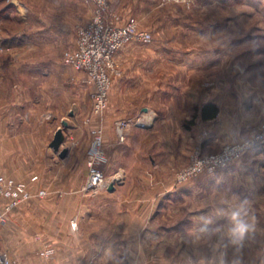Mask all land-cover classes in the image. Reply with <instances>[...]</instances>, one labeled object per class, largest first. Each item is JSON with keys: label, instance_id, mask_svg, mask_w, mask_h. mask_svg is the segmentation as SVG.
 Here are the masks:
<instances>
[{"label": "rangeland", "instance_id": "obj_1", "mask_svg": "<svg viewBox=\"0 0 264 264\" xmlns=\"http://www.w3.org/2000/svg\"><path fill=\"white\" fill-rule=\"evenodd\" d=\"M105 1L107 21L122 25L133 18L153 36L150 44L131 43L118 54V73L113 76V84L123 78L124 66H144L149 70L148 80L157 89L151 92L150 99H162L164 88V99L186 100V105L180 108L187 113L181 120L187 136H183L181 148L189 152L185 166L197 149L214 154L225 146L244 142L262 128L264 0ZM97 8L98 0H0V64L6 65L13 52L19 66H35L40 73L45 72L44 83L66 85L64 70L72 68L65 65L64 55L74 50L79 28L92 21ZM12 39L17 40L15 46ZM4 43L10 45L4 47ZM124 50L133 53L125 63L119 58ZM84 83L87 88L82 105L88 120L92 117L93 89L86 83V75ZM137 88L136 92L130 91L132 99L145 95L141 86ZM206 91L223 100V115L227 117L230 113L233 120L222 132L226 136L223 143L205 140L216 132L215 125L197 119L194 124L190 123L195 108L187 104L188 98L195 100L198 96L200 101ZM241 123L247 124L248 132H243ZM177 142V138L172 139L159 149L176 148ZM179 170L170 169L167 173L173 180ZM163 172L162 168H151V185L162 182ZM204 180H214V183L182 199L180 219L167 216L157 222V226L170 227L180 223L181 230L176 235L170 233L164 241L161 235H149L150 252H146V258L160 261L163 252L154 246L160 247V242H166L176 246L170 244L164 253L183 262L197 250L198 256L213 252V264H264V147L259 152L247 153L220 172L176 186L184 188ZM238 221L249 225L242 239L234 232ZM113 235L105 229L99 235L88 237L102 242L122 237ZM178 248L181 249L177 252ZM123 253L114 252V255L125 259Z\"/></svg>", "mask_w": 264, "mask_h": 264}, {"label": "crops", "instance_id": "obj_2", "mask_svg": "<svg viewBox=\"0 0 264 264\" xmlns=\"http://www.w3.org/2000/svg\"><path fill=\"white\" fill-rule=\"evenodd\" d=\"M12 41L15 46L17 40ZM10 57L6 65L0 64V174L27 184L33 198L13 208L6 221L0 222V249L19 264H44L36 253L44 247L55 250L52 264H213V252L198 256L196 250L184 262L176 256L171 258L164 252L173 243L166 242L154 246L163 252L160 261L146 258V252H150L149 235H161L164 241L170 233L181 230L180 223L170 227L157 226V222L167 216L180 219L182 199L214 183V180L197 181L180 188L167 173L170 169H181L188 161L189 152L181 148L183 136L187 137L181 120L187 113L180 108L186 100L164 99V88L162 99H150L151 92L157 89L147 78L148 68L124 66L123 78L111 88L103 120L99 122L93 117L87 123L82 105L87 88L83 72L65 69L66 85L44 83L45 72L40 73L35 66H19L13 52ZM132 57L133 53L124 50L119 58L125 63ZM138 86L145 95L132 99L130 91L136 92ZM197 98L189 97L187 104L201 108L212 102L219 107L215 119L205 120L216 127V132L212 129L205 140L223 143L222 132L232 120L230 113L227 117L223 115V100L215 98L212 91H206L200 101ZM166 106L173 109L166 110ZM120 120L139 121L127 130L124 142L119 140L115 129ZM197 120L203 121L200 117ZM65 121L69 126L63 129L66 139L61 149L67 148L69 152L61 158L51 143ZM100 125L104 129L106 159L97 166L111 176L110 184L115 183V190L86 192L87 162L93 144L90 131ZM241 126L244 133L249 131L247 124ZM176 138V148L159 149ZM151 168L163 169L164 177L159 176L164 178L162 182L151 185ZM41 191L45 195L39 196ZM7 204L6 199L0 198V215ZM105 229L113 236H122L121 239L102 242L88 237ZM120 251L125 259L114 255Z\"/></svg>", "mask_w": 264, "mask_h": 264}, {"label": "built area", "instance_id": "obj_3", "mask_svg": "<svg viewBox=\"0 0 264 264\" xmlns=\"http://www.w3.org/2000/svg\"><path fill=\"white\" fill-rule=\"evenodd\" d=\"M106 10L107 2L98 0L96 15L90 23L79 28L74 50L64 55L65 65L83 72L86 75V83L93 89L92 117L88 118L87 123H90L93 117L100 122L105 116L109 106L113 76L118 73L116 64L118 54L128 44H150L153 41L151 32L141 29L133 18L122 25L115 21H107L104 17ZM137 124L139 121H117L115 129L119 140L124 142L127 130ZM90 133L93 144L87 162L88 178L84 190L97 193L107 190L111 180L97 166L98 162L106 159L102 125L91 129ZM263 147L264 124L258 132L244 142L225 146L217 153L204 154L201 149H197L191 155L189 164L177 172L174 178L175 184L184 185L200 176L212 175L218 170L231 166L247 153ZM36 179V177L33 178V181ZM27 187V184L23 182L0 174V198L8 201L5 211L0 215V222L6 221L7 213H10L13 208L33 198ZM38 195L43 196L45 192L41 191ZM72 224L75 226L74 220ZM54 254L55 250L52 247H44L39 251V258L44 264H52ZM0 264H18V262L0 249Z\"/></svg>", "mask_w": 264, "mask_h": 264}, {"label": "water", "instance_id": "obj_4", "mask_svg": "<svg viewBox=\"0 0 264 264\" xmlns=\"http://www.w3.org/2000/svg\"><path fill=\"white\" fill-rule=\"evenodd\" d=\"M68 126L69 124L67 121L63 122V127L58 129L55 134L54 140L51 143V148H53L55 152H58L61 158H65L69 152V149L67 148L61 149L66 139L63 129H66ZM108 190H110V192H113L115 190L114 182L109 185Z\"/></svg>", "mask_w": 264, "mask_h": 264}, {"label": "trees", "instance_id": "obj_5", "mask_svg": "<svg viewBox=\"0 0 264 264\" xmlns=\"http://www.w3.org/2000/svg\"><path fill=\"white\" fill-rule=\"evenodd\" d=\"M9 45H10L9 43L2 44V46L4 47H7ZM218 114H219V107L215 103L209 102L207 103V105L205 104L201 108H195V112L193 114V120L190 123L194 124V121L199 117L203 121L213 120L218 116Z\"/></svg>", "mask_w": 264, "mask_h": 264}, {"label": "clouds", "instance_id": "obj_6", "mask_svg": "<svg viewBox=\"0 0 264 264\" xmlns=\"http://www.w3.org/2000/svg\"><path fill=\"white\" fill-rule=\"evenodd\" d=\"M249 230V225L243 221H238L234 232L242 239L245 233Z\"/></svg>", "mask_w": 264, "mask_h": 264}]
</instances>
